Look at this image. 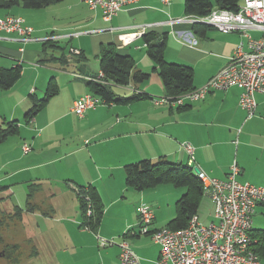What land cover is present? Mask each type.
<instances>
[{
  "label": "crops",
  "instance_id": "obj_1",
  "mask_svg": "<svg viewBox=\"0 0 264 264\" xmlns=\"http://www.w3.org/2000/svg\"><path fill=\"white\" fill-rule=\"evenodd\" d=\"M64 2L66 7L48 9L53 18L45 16L44 8L0 9V20L20 16L25 25L34 29L30 36L0 32L1 66L22 67L20 80L10 90H0V125L17 121L20 130L18 135L9 137L18 136V139H10V146L14 148L8 159L2 162L4 169L10 165L17 167L7 176L8 179L19 176L21 181L28 182V186L33 184L38 189L31 201L34 209L24 211L27 214L25 219H30L31 215L58 219L59 223L65 222L63 228L66 232L68 225H79L92 237L89 245L81 244V248L95 249L96 239L99 240L97 235L102 234L101 225L110 207L128 201L156 203L169 192L167 187L161 186L145 191H135L126 186L125 166L145 159L165 157L173 163L198 168L221 180L226 179L231 167L237 164L240 182L264 186L262 94H256L257 109L250 119L239 105L242 90L236 86L212 91L203 100L187 101L183 107H179L168 102L170 100H167L160 77L153 73L148 81L134 88L117 87L119 91H115L119 97H130L134 93L148 94V97L125 104H103L88 110L83 117L72 111L75 101L91 93L88 82L97 72L89 56L93 55L99 60L104 45L115 44L122 53L135 60L138 68L152 72L154 64L147 54L143 36L136 37L131 43H123L119 40L122 33H136L137 27L146 26L147 32H154L158 38L165 36L166 60L192 67L195 89L206 84L226 65L243 40L240 33L224 34L208 26L194 31L193 25L186 22L172 24L171 20L187 16L185 0H129L111 21L104 19L101 8L92 10L79 0ZM250 35L257 39L264 34L251 31ZM192 39H196L198 44L188 42ZM48 40L67 47L68 54L66 51L65 54L70 59L68 64L60 65L51 60L40 62L42 46ZM70 48L80 50L87 61L80 65L71 62L73 54ZM47 54L50 56L52 52ZM56 54L59 55V51ZM81 66L86 72L80 71ZM51 78L57 81L59 94L28 123L25 116L32 107L31 94L37 98L45 95ZM8 139L3 144L8 145ZM183 143H190L194 147L193 163L182 148ZM24 144L31 146V151L25 154L22 152ZM0 150L2 154L5 153L4 149ZM79 187L96 188L104 204V216L97 232L81 228L82 216L77 198ZM9 188L5 186L6 191ZM56 199L60 202L56 203ZM260 207L264 208V202L257 205L254 215ZM156 219L155 215L151 231L161 229L157 228ZM135 221V216H128L118 232L106 237L116 239L131 230L124 239L139 240L142 235ZM170 222L164 227H168ZM212 222H216L214 209L209 223ZM252 230L264 231L254 227ZM68 239L75 243L70 234ZM129 244L141 264H158L160 246L159 250L156 249V256H148L140 241L136 244L138 246L134 245V249ZM135 246L145 257L139 256ZM109 247L112 249H107ZM109 247L105 246L107 250L101 254L97 251L94 261L86 255L76 262L98 264V259L102 264H120V244L113 243ZM262 260L264 262V258Z\"/></svg>",
  "mask_w": 264,
  "mask_h": 264
},
{
  "label": "built area",
  "instance_id": "obj_2",
  "mask_svg": "<svg viewBox=\"0 0 264 264\" xmlns=\"http://www.w3.org/2000/svg\"><path fill=\"white\" fill-rule=\"evenodd\" d=\"M79 1L92 10L101 8L104 19L111 21L129 0ZM182 22L208 25L224 34L240 33L243 40L229 57L228 63L205 86L178 98H167L170 100L168 102L183 107L187 101L193 103L205 99L212 91L236 86L242 90L239 105L246 111L248 118H252L257 109L256 94L264 96V35L256 39L250 32L264 34V0H245L237 11L215 8L204 17L191 15L171 20L172 24ZM147 28L137 27L136 33H122L119 40L131 43L136 37L147 33ZM33 31V27L25 25L20 16H8L0 20V32H17L21 36H30ZM188 42L192 45L198 44L196 39ZM70 52L73 55L81 53L74 48ZM103 104L104 101L99 96L90 93L75 101L72 111L83 117L88 110ZM182 148L193 163L194 147L190 143H183ZM23 151L30 152L31 146L24 144ZM239 174L237 164L231 167L227 178L223 180L202 171L197 174L204 195L207 194L214 206L216 222L207 225L200 221L198 215H194L185 228L174 230L164 227L151 231L150 226L155 219L154 211L145 203L140 205L137 228L140 235H150L159 244L158 264H264L255 249L257 241L251 236L255 209L259 203L264 202V186L240 182ZM91 213L89 207L87 215ZM111 244L112 241L102 242L103 246ZM120 249V264H141L140 258L127 240L120 243Z\"/></svg>",
  "mask_w": 264,
  "mask_h": 264
},
{
  "label": "trees",
  "instance_id": "obj_3",
  "mask_svg": "<svg viewBox=\"0 0 264 264\" xmlns=\"http://www.w3.org/2000/svg\"><path fill=\"white\" fill-rule=\"evenodd\" d=\"M65 0H0V9L11 10L15 7L26 9H42L48 6L61 3ZM240 0H185L184 11L187 16L204 17L215 8L237 11ZM208 25L193 24V30ZM210 27V26H208ZM198 32V31H197ZM147 54L154 66L151 73L138 68L135 60L128 54L122 53L115 44L104 45L99 54L100 73L93 76L88 82L92 94L99 96L104 104L112 102L130 103L148 97V94L134 93L130 97H119L115 89L140 85L148 81L153 73H156L165 88L168 98H176L178 95L195 90L194 69L190 66L168 62L165 58L166 37H157L154 32H147L143 35ZM66 46L58 45L52 41H46L42 46V59L40 62L51 60L60 65H66L70 59L66 56ZM52 52L49 56L47 52ZM59 51V55L56 52ZM87 61L86 56L81 52L73 55L71 62L80 65ZM99 74H102L100 76ZM99 75V76H98ZM22 77V67L16 65L10 68L2 67L0 64V90H10ZM60 92L59 85L55 78H51L46 88L44 98H37L31 94L32 107L25 118L28 123L47 106L50 100ZM17 121L5 122L0 125V143H3L10 136L19 133ZM126 186L135 191H145L155 188L161 184H172L176 188H185L186 192L176 202V217L169 223L168 227L177 230L187 227L190 219L197 215L204 198L203 187L194 169L189 165L173 163L165 157L157 160L145 159L125 166ZM38 189L35 185L29 186L27 195V207L23 209L14 206L18 219H23L24 211L33 210L31 201ZM77 198L82 216V229L97 232L104 216V204L100 195L94 187H79ZM89 207L91 215H87ZM124 233L123 237H128ZM252 238L257 241L256 251L264 258V231L252 230ZM17 248V247H16Z\"/></svg>",
  "mask_w": 264,
  "mask_h": 264
},
{
  "label": "rangeland",
  "instance_id": "obj_4",
  "mask_svg": "<svg viewBox=\"0 0 264 264\" xmlns=\"http://www.w3.org/2000/svg\"><path fill=\"white\" fill-rule=\"evenodd\" d=\"M243 2L244 1L241 0L240 4ZM65 5V2L63 1L51 8H44V11H46L45 16L48 15V18H53V14H49L48 11L50 10L48 9H55L56 7L61 9L66 7ZM14 10H17V8H14ZM62 14L67 15L66 12H62ZM66 53L68 54L67 50ZM89 60L94 70L98 73L100 69L99 60L93 55L89 56ZM115 91L118 92L119 89H115ZM43 95H41V99L44 98L45 95ZM181 96L183 95H178L177 97ZM10 139H18V136L9 138V144L6 145L5 143H2L3 147L0 148L5 150L4 154L0 152V187H4V189H0V264H80L76 261L86 255L94 261L95 258H97V251L101 254L100 252L112 249L109 245V248H104L105 246L102 245L104 240L110 242L112 241L116 245H119L121 241L126 240L122 236V233L121 237H117L116 239L113 238L114 240L111 237L107 238L106 236L111 233L118 232L122 228L123 222L128 216H135V225H138L140 221L138 212L140 205L145 203L152 208L157 218V228H162L175 218L177 214L176 202L186 192L185 188H175L169 183L162 184L159 186L167 187L166 189H169V192L163 195L161 200L156 203L149 201H137V203H133V201H128L126 204L110 207L109 212L105 215L103 224L101 225L102 234L97 235L99 240L96 239V248H81V244L89 245V242L92 241V237L87 234L86 231L81 230L79 225L69 226L66 224L68 225L66 232L63 228L65 222L59 223L57 222L60 221L58 219H46L43 215H31L30 219H25L27 214L24 213L23 219L20 220L16 216L14 206H19L24 209L27 207V194L29 186L28 182L21 181L19 176L14 177L13 179H8L7 177L17 168L16 165H10L7 169H4L2 164V162H5L8 159V155L14 148L13 145L10 146ZM23 154L25 153L23 152ZM6 185L10 186L9 191H6ZM176 193L178 194L177 197ZM55 201L56 203L60 202V200L57 199ZM213 209L214 207L211 200L207 194H205L198 212L200 221L204 224H208L210 222V215L213 213ZM31 222L33 224H30ZM253 227L257 230H264V208L260 207L257 209L253 218ZM68 234H70L74 239V244L69 241ZM94 236L96 235L94 234ZM139 241L149 254L148 256H156V249L159 250V245L155 243L151 236L142 235L139 240L129 239L128 242L132 244L134 249V245L138 244ZM136 246L135 249L139 256L141 258L145 257ZM97 263L102 264L98 259Z\"/></svg>",
  "mask_w": 264,
  "mask_h": 264
},
{
  "label": "water",
  "instance_id": "obj_5",
  "mask_svg": "<svg viewBox=\"0 0 264 264\" xmlns=\"http://www.w3.org/2000/svg\"><path fill=\"white\" fill-rule=\"evenodd\" d=\"M83 66H84V65H83ZM83 66L80 67V71H81V72H86V71L83 69ZM194 172H195L196 174H199L200 170H199L198 168H195V169H194Z\"/></svg>",
  "mask_w": 264,
  "mask_h": 264
}]
</instances>
